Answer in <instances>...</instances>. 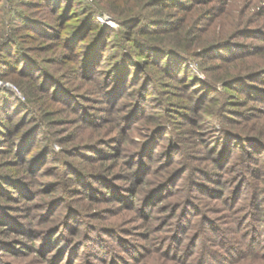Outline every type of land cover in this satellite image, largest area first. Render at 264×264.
Returning <instances> with one entry per match:
<instances>
[{
    "label": "rangeland",
    "instance_id": "rangeland-1",
    "mask_svg": "<svg viewBox=\"0 0 264 264\" xmlns=\"http://www.w3.org/2000/svg\"><path fill=\"white\" fill-rule=\"evenodd\" d=\"M105 1L114 3L121 9L125 8L128 10L131 9L132 5L134 6L135 2L134 0H70L66 15L62 17L64 13L63 10H59L60 4L53 7L46 0H3V4L1 3L3 6L0 7V40H4V35L10 34L11 36L12 34L14 39H18L22 44L19 47L24 49L28 56L37 61L38 65L57 76L63 86L75 88L80 81L88 79L87 74L86 76L84 75L87 67L84 65L85 62L83 63L82 61V49L93 46V50L96 52L98 46L101 45L100 58H102V53H104L103 60L101 61L102 69L106 68L111 54L115 55L116 53H114V49L116 48L113 46L115 40L111 41V45L106 46L103 42L101 44L98 41V31L89 34L92 31L89 30L92 25H89L86 31L79 35L78 39H74V36L69 35L71 32H74L73 29H77L81 25V19H77L81 15L85 16L87 14L88 9H90L89 4L92 5L94 3L96 5L102 3L105 5ZM182 1L186 2L185 0ZM64 3L65 1H63ZM14 7L16 9L20 7L32 19L44 23V27L48 31L53 32V34L40 36V34L36 33L37 37H34L33 30L24 26L19 27L20 21H13L16 19ZM147 9L149 12H155L156 10V8L152 7ZM161 10L159 16L168 19H179L178 23H174V28L168 26V30L166 31L168 35H173V33L177 32L182 37L186 34L191 39L195 38L192 50H190L193 59L188 58L187 60L191 67H189L191 71L189 72L203 80L208 78V76L213 78V71L220 75L228 69L227 66L236 64L234 61L232 62V57L234 56L229 55L226 59L227 61L222 60V49L237 47L247 51L255 42L262 41L261 44L264 43V40H260V37L264 35V0H192V3H188L183 7L165 4ZM83 18L85 17L82 16V20ZM98 20L100 23L114 28V34H117V31L122 29L121 23L108 11L99 14ZM68 23L72 24L69 25ZM45 24H50V26L46 27ZM250 32H254V36H246ZM67 38L71 39L70 42H67ZM80 43H85V45H81ZM19 47H15V50L17 48L15 56H12L9 52H5L6 50L3 52L0 49V65L1 60L10 62L7 64L14 65L13 68L9 67V69L6 68L5 70L3 68L1 71L2 79H0V87H11L20 97H24L22 91L10 80L12 76L19 75L16 71L18 69L16 65H18L19 59L22 56L21 51L18 49ZM11 48L14 49L12 46ZM97 55L95 54V58ZM237 60L236 62H244L243 66L245 67L251 64L259 66L264 63V56L252 53ZM149 69L151 72L153 71L151 68ZM186 71L188 70L185 69V73ZM180 73L184 74L183 71H180ZM99 77L98 75L95 79L99 81ZM186 77L187 75H185L183 80L182 78L168 80L170 82L173 81V85L176 86L169 85L170 82L162 83L160 80H153L154 88L152 87L151 89L152 93L142 103L145 105V112L134 120V124L140 126L144 118L143 116L148 113L158 116L169 109L175 115L184 113L182 116L178 114L180 119L178 126H180V129L188 132L182 141L179 138L174 140L175 144H178L176 148L171 149L168 145V135L171 137V134H166L160 144L155 147L156 142L155 145L152 144V139L156 134V128L146 130L142 127L138 130L141 134H139L140 132L135 133L134 138L138 140L142 139L143 152L147 148V156H139V150L142 149L138 150L139 154L137 152L133 154L131 153V147L126 145V143L122 144L120 141H114L118 136V132L115 130L111 135L104 136L109 141L102 144L103 146L100 150L103 149L102 151L104 152L98 154L105 157L103 159L108 163L107 165L112 164L114 158L118 159L117 167L108 169L106 172L103 170L99 173H105L104 176H111V180L120 186H125L129 189L139 187L138 193L141 195L144 192L142 200L147 199L154 193V191L149 190L159 186L158 177L160 178L167 170L177 171L185 168V173L169 180L168 185L159 186L160 190L156 189V191L162 190V192L157 197L155 196L153 201L148 204L151 206L145 205L148 215L144 217L138 215L136 208L132 205L133 203L129 204L128 208L116 211L114 210L116 205L111 201L98 200L91 204L83 193H74L71 196L65 197L62 193L64 188L60 186L50 193L45 192V188L39 190L37 189L38 187H34L28 190L31 192V196L28 199H18L16 195L10 200V197L0 194V203L4 209H9L11 215H14L15 218L23 221V223L27 222L33 225V232L30 235L25 234V239H30L34 242L46 240L43 237V235H46L44 231L52 229V227L61 226L60 232L55 237L56 239H51L49 243L47 242L48 246H51L47 250H40L42 246L39 244L35 245V243L32 244L34 247L36 246L35 248L33 246L32 248H23L25 252L22 249L20 250L19 247L14 249L12 247L14 251L0 248V264L4 262H9L7 264H114L109 250L111 246L124 258V262L121 261L117 264H165L160 258L154 256L153 250L150 252L160 240L161 235L169 237L170 244L166 243V245H173L175 248H179L181 254L183 253L184 256L188 255L190 257L188 246L183 251L185 243L187 244L188 242L189 244V241L192 242L195 237L200 236V238L204 239V242H207L209 245L213 244V248L218 251L217 238L226 235L229 239V237L233 236L235 242L239 240V237L241 238L239 233V225L241 223L244 224H242L243 229L247 231H251V228L257 229L260 243L263 244L264 200L258 197V191L255 189L256 185L262 182L250 174H245V179L238 182L237 177H230L231 171L235 170V166L231 171L226 169H231L230 164L224 168L227 171L211 168L210 165L212 163L208 160L209 157L215 152L216 148L220 151L223 145L220 142L217 143L216 135L213 134V132L220 133L218 131L220 126L216 127V131L209 132L210 125L207 120H201L197 123L194 122L195 120L191 123L189 122L191 115L195 117L194 108L196 107L194 104L198 100L196 98L193 105L188 106L185 104L186 100L182 93L198 94L199 92L196 91L197 85H194L193 80L191 79V82V80H187L189 77ZM184 82H186V87H183ZM218 89L220 92L217 95L221 98L220 101H223L224 107L226 105L230 111L227 114V119H236L237 124L242 127L245 125L249 126L247 124H254L257 121L264 122L263 99H254L253 97H248L244 92H236V90L231 88L230 84L219 82ZM83 101L81 102L82 104H87V107L95 112L98 110L103 111L102 106L96 105V102ZM170 101L173 102L171 103ZM2 105L5 107L0 108V123H6L9 118H4V114L8 112L10 107L6 106L7 103ZM11 105L12 103L9 104V106ZM50 109L52 119L48 123L45 121V123L49 125L47 131L50 136L60 139L59 142H54L55 149L59 152L62 149L61 144L64 143L63 145H66L71 153H75L70 147L85 142L91 131V126L85 125L80 121L77 116L78 112L74 110V107L66 106L62 101L54 100ZM102 113L111 119H107V122L99 126L100 128L103 127L100 131L105 130L104 127H109V124L125 120V117L122 119L119 117L120 112ZM206 113V111L201 113L202 118H204L203 116ZM117 126L114 127L117 128ZM142 134L146 135L142 136V138ZM251 134H254V132H251ZM0 137H2L1 133ZM238 143L233 144V156L242 153V146H238ZM115 150L116 152H114ZM259 153L260 151H258L256 156L261 155L260 158L264 159V152L262 154ZM72 159L80 161L82 157L72 156ZM134 159L135 161L141 160L145 166H141L139 169L135 166V168H132ZM182 161L183 164L181 163ZM84 162L93 165L98 161L87 158ZM54 163L52 160L45 167H49ZM249 163H251V160ZM254 164L261 167L259 178L263 176L262 179H264V160ZM238 166L236 169H238ZM17 167L12 166L8 169H3L0 166V173L12 175V171L19 170L16 169ZM167 167L176 169H166ZM221 171L224 172V175L214 173H220ZM146 179L152 180L151 186L149 188L146 187L145 190ZM197 181H201L205 185L209 184V188L216 191L217 198L211 197L210 194L206 198L196 196L197 194H195L193 187H195L194 185H196ZM55 183L57 184L58 182L55 181ZM263 184H260L261 189ZM9 187L12 188L11 185ZM75 187L73 186V188ZM12 190L14 189L12 188ZM254 191H257V195ZM261 193H264V191L262 190ZM199 195L203 194L200 193ZM254 200L259 201L257 205L252 204V210L256 212L255 217L254 215H250L248 211L249 202H253ZM43 203H46L45 208L42 206L41 208H37V206L39 207ZM188 204H192L200 212L198 214L191 213V215L184 218L185 207ZM32 211L36 213L35 218L34 215L31 217ZM46 212H48L47 215L50 218L55 217L56 219L52 222L42 220L41 218L44 214L46 215ZM77 213L79 215L76 216ZM73 215L75 216L72 219V223H68L66 219H70ZM118 219L122 220L121 224L125 221L123 226L124 236L122 238L124 239V244H130V247H127L128 249H121V246L116 244L115 237L110 234L106 226L102 225L111 223V221H118ZM0 225L5 226L2 223ZM183 225V229L176 233L178 226L180 228ZM11 231L14 232L13 230ZM2 232L0 231V239L3 238V240L9 241L11 238L3 236ZM15 234L17 233H12V236ZM177 235L178 237H176ZM32 250H34L33 253H30ZM136 250L142 253V257L139 260H135L134 252Z\"/></svg>",
    "mask_w": 264,
    "mask_h": 264
},
{
    "label": "trees",
    "instance_id": "trees-1",
    "mask_svg": "<svg viewBox=\"0 0 264 264\" xmlns=\"http://www.w3.org/2000/svg\"><path fill=\"white\" fill-rule=\"evenodd\" d=\"M46 1L53 7L60 4L59 10H63L64 13L62 17L66 15L70 0ZM63 1H65L64 4ZM134 1V6L132 5L129 10L125 8L121 9L118 5L107 1H105V5L102 3L94 5V3H92V5H88L90 9H88L87 14L85 16L81 15V17L77 19H81L80 22L82 23L77 29H73L74 32H71L69 35L74 36V39H78L79 35L84 33L89 25H92L89 29L92 31L89 34L98 31V41L101 44L103 42L106 46L111 45V41L115 40L113 46L116 48L114 49V53H116L115 55L113 53L111 54L109 63H107L106 68L102 69L101 61L103 60L104 53H102V58H100L101 45L98 46L96 52L93 50V46L82 49V61L83 63L85 62L84 65L87 67H85L86 70L84 75L86 76L87 74L88 79L80 81L75 88L63 86L57 76L38 65L37 61L28 56L25 50L19 47L22 46V44L18 39H14L12 34L11 36L10 34H6L4 35V40H0V49H2L3 52L6 50L5 52H9L12 56H15L14 54H17V48L15 50L16 46H18V49L21 51L22 56L19 59L18 65H16L18 68L16 71L19 75L12 76L10 80L15 83L24 95V97H20L11 87H0V102H2V104L7 103L6 106L10 107L8 112L4 114V118H9V120H7L6 123H0V133L2 134V137H0V166H2L3 169L18 166L16 169H19L17 171H12V175L0 173L1 195L10 197V200L16 195L18 199H28L29 196H31V192L28 190L34 187H38L37 189L39 190L45 188V192L50 193L60 186L64 188L62 193L65 197L71 196L74 193H83L91 204L98 200L111 201L116 205V207H114L116 211L128 208V205L133 203L132 205L136 208L138 215H141V217L148 215L145 205L150 204L153 198H155V196L157 197L162 192V190L158 192L156 189L168 185L170 182L169 180L185 173V168L183 167L184 169H179L177 171L167 170L160 178L158 177V185L160 187L157 185L158 187L149 190L154 191V195L152 194L147 199L142 200L144 192L140 195L138 193L140 190L139 187L129 189L128 187L120 186L111 180V176L108 177L104 176L105 173H99L100 171L104 170L106 172L108 169L117 167L118 159L114 158L112 161L113 163L107 165L108 163L104 161L105 157L99 156L98 154L104 152L102 151L103 149L100 150L103 146L102 144L109 141L104 136L111 135L115 130L118 132L119 137L117 136L114 141H120L122 144L126 143V145L131 147V153L133 154H135V152L139 154L140 151L139 156H147V148L143 152L144 146L141 145L142 139L138 140L134 138V134L139 133L140 131L138 130L142 127L146 130L156 128V134L152 139V144L155 145L156 142L155 147L160 144L166 134H171V137L168 135V145L171 149L176 148L178 144H175L174 140L179 138V140L182 141L183 138L187 136L186 133L188 132L180 129V126H178L180 122L179 115L182 116L184 113L175 115L170 109L158 116L148 113L143 116L144 118L140 123L141 125L139 124L140 126L134 124V120L145 112V105L142 103H144L147 96L152 93L151 89L152 87L154 88L152 83L153 80L169 83L170 81L168 80L171 79L182 78L183 80L185 75L189 77L187 80H193L194 85H197L196 91L199 92L198 94L182 93L186 100L185 104L188 106L193 105L196 98L198 100L194 104L196 107L194 108L195 117L191 115L189 122L191 123L195 120L194 122L197 123L201 120H207L210 125L209 132L216 131V127L218 125L220 126L218 130L220 133L213 132V134L216 135L215 138L217 143L220 142L223 145L220 151L216 148L215 152L209 157L208 160L212 163V165H210L211 168L231 171L235 166V170L231 171L232 174L230 177H237L238 182L245 179V174H250L264 183V179H262L263 176L259 178L261 167L254 164L264 160L260 158L261 155L256 156L258 151H260L261 154L264 152V122L261 123L257 121L254 122V124H247L250 127L246 125L242 127L237 124L236 119H227V114L230 111L227 109L226 105L224 107L223 101L221 102V98L217 95L218 92H220L218 84L221 82L230 84L231 88L236 90V92H244L248 97L264 100V63L259 66L251 64L245 67L243 66L244 62H236L238 61L237 59H242L252 53L264 56V43L261 44L262 41L258 43L255 42L247 51L237 47H226L222 49V60L227 61L226 59L229 55L234 56L236 58L232 57V62L234 61L236 64L227 66L228 69L220 75L213 71V78L208 76V78L203 80L195 74L190 73V65L187 61L188 58L193 59L190 50H192V46L195 42L193 40H195V38L191 39L190 36L186 34L182 37L177 32L173 33V35H168L166 32L168 26L174 28V23H178L179 19H168L159 16V13L162 11L161 8L165 4L183 7L188 3H192V0H185L186 2L182 0ZM1 3L3 4V0H0V7L3 6ZM15 7L16 19L13 21L19 20V27L24 26L25 28H30L33 30L34 37H37L36 33H38V35L40 34V36L44 34H53V32L48 31V29L44 27V23L32 19L30 15L20 7L17 9ZM150 7L156 8L155 12H149L147 8ZM107 11L121 23L122 29L118 30L117 34H114V28L102 24L98 20V15ZM82 16L85 17L83 20ZM68 24L70 25L72 23ZM45 26L49 27L50 24H45ZM110 36L112 37L110 38ZM246 36H254V32H250V34ZM70 40V38H67V42H70ZM260 40H264V35L260 37ZM85 43L80 44L85 45ZM11 46L14 47V49H12ZM95 54H98L96 58ZM2 61L3 60H1L0 65V79H2L1 71L3 68L5 70L6 68L9 69V67L13 68L14 66L7 64L10 62ZM149 68L153 71L151 72ZM185 69L188 70L186 73ZM180 71H183L184 74L182 75ZM98 75L100 76L99 81L95 79ZM169 85H173V81L170 82ZM183 87H186V82H184ZM54 100L62 101L66 106L74 107V110L78 112L77 116L80 121L85 125L91 126V131L88 134V138L85 139L86 141L70 147L75 153H71L68 150L69 148L63 145L64 143L61 144L62 149L58 152L54 147V142H59L60 139L57 137L52 138L47 131L49 125L46 124L45 121L48 123L52 119L50 107ZM83 100L96 102V105L102 106L103 111L98 110L95 112L88 108L87 104H82L81 102H84ZM170 102L172 103L173 101ZM11 103L12 105L9 106ZM2 104H0V108L5 107ZM185 104L183 103V105ZM203 111L207 112L203 116L204 118H202L201 115ZM102 112H120L119 117L121 119L125 117V120L109 124V127H104L105 130L100 131L103 127L100 128L99 126L107 122V119H111L107 115H103L104 113ZM207 115L208 117H206ZM114 126H117V128ZM251 132H254V134H251ZM139 134H141V132ZM144 135L146 134H142L141 137ZM237 142H239L238 146H242V153L233 156V144ZM114 152H116V150ZM72 156H81L82 159L78 161L72 159ZM87 158L98 162L90 165V163L84 162ZM52 160L55 163L49 167H45L46 164ZM250 160L251 163H249ZM181 163L183 164V161ZM228 164H230L231 169H224ZM237 165H239L238 169H236ZM134 166L139 169V167L145 166V164L141 162V160L135 161L134 159L132 168H135ZM166 169L176 168L167 167ZM208 172L211 173L212 171ZM214 173L224 175L222 171L220 173ZM151 180L152 179H146L144 189L151 186ZM55 181L58 183L54 184ZM262 183H259V185L257 184L255 189L258 191V197L264 200V193H261L262 190L264 191V184L262 189L260 188V184L262 185ZM10 185L15 191L9 187ZM206 185L201 181L196 182V185H194L195 187H193L195 194H197L196 196L206 198V196L210 194L211 197L217 198L216 191L210 189L209 184ZM73 186L76 187L73 188ZM257 191H254L256 195ZM200 193L203 195H199ZM257 202L259 201L254 200L253 202H249V208L246 206L249 214L254 215V217L256 212L252 210V204L257 205ZM41 206L45 208L46 203H43L39 207L37 206V208H41ZM149 206L151 205H148V207ZM185 208L184 218L191 215V213L198 214V212H200L198 209L194 208L192 204H188ZM31 213V217L34 215L35 218L36 213L34 211ZM0 214V223L5 225H0V231H3L1 234L11 238L9 241L12 240L9 242L3 240V238L0 239V248L3 250H13L19 247L20 250L22 249V251L25 252L23 248H32V246L35 248L36 246L34 247V245H32L35 243V245L39 244L42 246L40 250L44 251L51 247L48 246V243L51 239H56V235L60 232L61 226L56 228L52 227L54 230L46 229L47 231H44L46 235H43V237L46 238V240L44 239L39 242H34L30 239L27 240L24 236L25 234L30 235L33 232V225L27 222L23 223V221L15 218L14 215H11L9 209H4L2 207L1 203ZM47 214L48 212H46V215L44 214L41 219L48 222H52L56 219L55 217L50 218ZM77 215H79V213H77L76 216ZM74 216L75 215L71 216L70 219L67 218V222L72 223ZM8 219L10 220L8 221ZM124 222L125 221L121 224L122 220L118 219V221H111V223L102 225L106 226L110 234L115 237L114 240L117 245L121 246V249H128L127 247H130V244H124V239L122 238V236H124ZM181 224L183 223L181 222ZM242 224L243 223L239 225L241 238L239 237V240L236 242L233 236L228 239L226 235H223L216 239V244L219 248L218 251L213 248V244V246L209 245L207 242H204L203 238L197 236L192 242L189 241V244L188 242L184 244L183 251H185L188 246L190 257L188 255L184 256L183 253H180L179 248H175L173 245H166V243L170 244V239L166 237V235H161L160 240L150 252L153 250L154 256L160 258L165 264H264V242L263 244L260 243V236L257 233L258 230L251 228V231H247L243 229L244 224ZM183 227L184 225L180 228L178 226L176 233L181 231ZM11 230L17 234L12 236L14 232ZM176 237H178V235ZM109 250L111 252V260L114 261V264L120 263L121 261L124 262L123 256L118 254L113 246L109 247ZM33 251L34 250L30 253H33ZM134 254L135 260H139L140 257H142V253L138 250H136ZM7 263L9 262H4L2 264Z\"/></svg>",
    "mask_w": 264,
    "mask_h": 264
},
{
    "label": "built area",
    "instance_id": "built-area-1",
    "mask_svg": "<svg viewBox=\"0 0 264 264\" xmlns=\"http://www.w3.org/2000/svg\"><path fill=\"white\" fill-rule=\"evenodd\" d=\"M110 22H111V24H113L112 21H110ZM114 24H115V23H114Z\"/></svg>",
    "mask_w": 264,
    "mask_h": 264
}]
</instances>
